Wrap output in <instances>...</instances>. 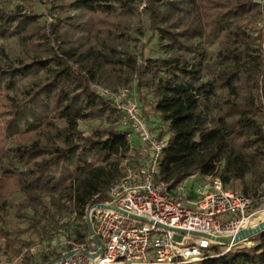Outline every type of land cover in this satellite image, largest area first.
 Instances as JSON below:
<instances>
[{
	"label": "trees",
	"instance_id": "obj_1",
	"mask_svg": "<svg viewBox=\"0 0 264 264\" xmlns=\"http://www.w3.org/2000/svg\"><path fill=\"white\" fill-rule=\"evenodd\" d=\"M49 5L47 25L38 22L39 15L0 7V38H15L20 48L10 57L0 47V220L8 210L20 218L31 210L37 222H45L41 233L51 240L67 227L65 216L74 215L82 224L71 231L72 244L85 242V206L106 193L123 175V162L133 158L122 113L94 90L92 83L99 82L133 83L152 97L149 107L168 132L159 181L172 189L192 175L218 177L226 186L235 180V191L259 202L264 27L257 25L264 4L50 0ZM66 9L73 13L62 15ZM146 32L139 53L125 47ZM153 39L160 55L144 57ZM88 120L107 125L84 135L78 122ZM155 135L162 137V131ZM246 242L252 243L225 252L213 245L210 256L184 264H264V230Z\"/></svg>",
	"mask_w": 264,
	"mask_h": 264
},
{
	"label": "built area",
	"instance_id": "obj_2",
	"mask_svg": "<svg viewBox=\"0 0 264 264\" xmlns=\"http://www.w3.org/2000/svg\"><path fill=\"white\" fill-rule=\"evenodd\" d=\"M92 86L121 111L133 161L126 159L123 175L85 206L87 239L72 244L59 263L184 264L210 256L213 245L225 252L244 243L233 239L261 221L253 223L261 212L254 200L210 175H192L170 189L157 179L166 139L151 133L135 93Z\"/></svg>",
	"mask_w": 264,
	"mask_h": 264
},
{
	"label": "rangeland",
	"instance_id": "obj_3",
	"mask_svg": "<svg viewBox=\"0 0 264 264\" xmlns=\"http://www.w3.org/2000/svg\"><path fill=\"white\" fill-rule=\"evenodd\" d=\"M142 1L143 0H140V6H142ZM256 1L264 4V0ZM49 2L50 0H0V7L11 11H21L25 14L39 15L38 22L47 25L52 21V16L49 12ZM64 13H73V11L66 9L62 15ZM259 22L261 26L264 27V16H262ZM140 23L143 26L146 25V21L142 15H140ZM262 32H264V28H262ZM148 36L149 33L146 32L143 36L138 38V42H127L125 43V47L134 53H139L140 44L145 42ZM0 47L3 48L10 57L20 52L15 38H0ZM213 49L214 47L210 48L211 51H213ZM142 53L144 57L159 56L160 51L156 39L150 40L144 46ZM98 84H101L111 91H116L123 87L115 82H112L110 86L102 82ZM132 84L133 83L124 87L135 93L136 99L139 100L138 102L143 108V117L145 118L149 130L153 134L161 130L162 137L166 139L168 134L166 126L160 121L154 109L149 107V103L152 102V97L149 95L144 96L142 90L139 92L136 91ZM105 125H107L106 122L99 120L79 121L78 129L82 131L84 135H90L96 127ZM133 153L137 157L139 155V150L135 149ZM131 161H133V158H131ZM238 185L239 183L237 181L230 180L228 188L239 190ZM14 199L18 200V197L15 196ZM256 205L257 209L261 210L260 214H255V217L257 216L256 221H258L264 217V196L261 197ZM23 215L24 216L20 218L14 215L13 210H8L4 219L0 220V264H60L58 261L59 257L72 246L73 237L71 231L75 228H79L78 226L82 224V221L73 220L74 215H66L64 221L67 220V227L56 233L50 240L41 233L40 225L44 224V221L37 222L36 218L38 216L28 209ZM244 243L245 245H249L252 242L245 241ZM225 249V246L220 247V250L224 251Z\"/></svg>",
	"mask_w": 264,
	"mask_h": 264
},
{
	"label": "water",
	"instance_id": "obj_4",
	"mask_svg": "<svg viewBox=\"0 0 264 264\" xmlns=\"http://www.w3.org/2000/svg\"><path fill=\"white\" fill-rule=\"evenodd\" d=\"M261 230H264V220L259 221L258 224L254 228L240 230L239 233L234 237L233 243H239L242 241H246L248 238L257 234ZM223 242L227 243L226 240H223Z\"/></svg>",
	"mask_w": 264,
	"mask_h": 264
},
{
	"label": "bare ground",
	"instance_id": "obj_5",
	"mask_svg": "<svg viewBox=\"0 0 264 264\" xmlns=\"http://www.w3.org/2000/svg\"><path fill=\"white\" fill-rule=\"evenodd\" d=\"M259 220H264V217H262V219H259ZM254 222H256V220H255V221H253V223H254Z\"/></svg>",
	"mask_w": 264,
	"mask_h": 264
}]
</instances>
